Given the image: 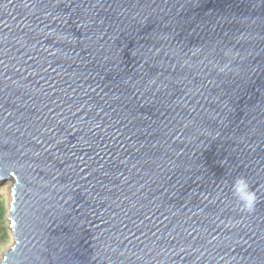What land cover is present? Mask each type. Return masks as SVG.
I'll return each instance as SVG.
<instances>
[{
    "label": "water",
    "instance_id": "water-1",
    "mask_svg": "<svg viewBox=\"0 0 264 264\" xmlns=\"http://www.w3.org/2000/svg\"><path fill=\"white\" fill-rule=\"evenodd\" d=\"M5 180L1 264H264V0H0Z\"/></svg>",
    "mask_w": 264,
    "mask_h": 264
},
{
    "label": "rangeland",
    "instance_id": "rangeland-1",
    "mask_svg": "<svg viewBox=\"0 0 264 264\" xmlns=\"http://www.w3.org/2000/svg\"><path fill=\"white\" fill-rule=\"evenodd\" d=\"M13 181H0V209L3 217L0 218V264L3 254L9 252L14 246V236L11 230V202H12Z\"/></svg>",
    "mask_w": 264,
    "mask_h": 264
},
{
    "label": "clouds",
    "instance_id": "clouds-1",
    "mask_svg": "<svg viewBox=\"0 0 264 264\" xmlns=\"http://www.w3.org/2000/svg\"><path fill=\"white\" fill-rule=\"evenodd\" d=\"M232 193L238 197L245 212H252L258 203L257 193L252 190L246 177H236L232 183Z\"/></svg>",
    "mask_w": 264,
    "mask_h": 264
},
{
    "label": "trees",
    "instance_id": "trees-1",
    "mask_svg": "<svg viewBox=\"0 0 264 264\" xmlns=\"http://www.w3.org/2000/svg\"><path fill=\"white\" fill-rule=\"evenodd\" d=\"M3 217L2 210L0 209V218ZM1 231V230H0Z\"/></svg>",
    "mask_w": 264,
    "mask_h": 264
},
{
    "label": "bare ground",
    "instance_id": "bare-ground-1",
    "mask_svg": "<svg viewBox=\"0 0 264 264\" xmlns=\"http://www.w3.org/2000/svg\"><path fill=\"white\" fill-rule=\"evenodd\" d=\"M15 181L13 180V183H14Z\"/></svg>",
    "mask_w": 264,
    "mask_h": 264
}]
</instances>
